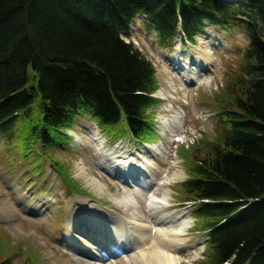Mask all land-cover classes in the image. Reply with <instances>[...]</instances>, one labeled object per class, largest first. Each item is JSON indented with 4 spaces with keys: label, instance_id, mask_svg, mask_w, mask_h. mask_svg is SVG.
I'll list each match as a JSON object with an SVG mask.
<instances>
[{
    "label": "trees",
    "instance_id": "trees-1",
    "mask_svg": "<svg viewBox=\"0 0 264 264\" xmlns=\"http://www.w3.org/2000/svg\"><path fill=\"white\" fill-rule=\"evenodd\" d=\"M140 14L169 45L181 32L194 42L206 22L245 29L241 92L219 110L222 141L187 156L181 201L208 232L202 264H264V0H0V131L23 122L55 148L85 111L100 126L124 120L140 141L155 135L156 69L123 35Z\"/></svg>",
    "mask_w": 264,
    "mask_h": 264
},
{
    "label": "rangeland",
    "instance_id": "rangeland-1",
    "mask_svg": "<svg viewBox=\"0 0 264 264\" xmlns=\"http://www.w3.org/2000/svg\"><path fill=\"white\" fill-rule=\"evenodd\" d=\"M123 35L127 41H133L156 69L158 88L154 96L158 101L147 111L155 135H147L144 144L129 135L124 120L116 125L100 126L85 111L76 116L65 130L67 136L55 148H45L37 137H29L23 122L17 123L14 130L0 131V261L6 264H79L73 254L86 256V252L92 253L97 246L86 233L67 232L68 207H79L81 196L97 200L112 212L123 215L126 211L116 201L125 195L136 196L139 212L145 221L151 220L146 191L100 165L102 157L92 139L93 130H98L99 136L106 141V149L118 145L131 153L138 149L144 158V161L137 158L141 169L158 180L167 168L173 170V161H179L186 178L169 185L171 208L181 209L191 216L190 241L199 250L196 260L187 259L183 264H202L207 260L208 232L199 228L193 202L181 201V185L189 177L187 156L194 153L203 156L222 141L225 129L219 110L222 104L230 103L232 92H241L248 36L240 26L223 27L206 22L204 31L193 43L180 35L169 45L141 14L129 33ZM178 54L183 63H194V59L199 63L211 58L212 66L201 71L211 79L210 86L199 88V82H193L190 73L185 75L177 71L175 57ZM182 109L188 111L189 116L181 125L175 128L171 124L164 131L161 117H171ZM155 143L161 147V154L145 151L148 144ZM183 148L188 152L182 151ZM80 165H85L91 177L100 179L102 189L91 183L90 176L78 174ZM41 199L48 201L43 207L48 211L46 215L28 208L29 203ZM50 203L51 209L48 208ZM79 227L86 225L83 223Z\"/></svg>",
    "mask_w": 264,
    "mask_h": 264
},
{
    "label": "bare ground",
    "instance_id": "bare-ground-1",
    "mask_svg": "<svg viewBox=\"0 0 264 264\" xmlns=\"http://www.w3.org/2000/svg\"><path fill=\"white\" fill-rule=\"evenodd\" d=\"M177 57H175L177 71L185 75L190 73L192 81L199 82V88L210 86L211 79L205 74L202 75L201 71L212 66L211 58L208 60L202 58L203 61L200 60L202 62L199 63H196L195 59L194 63L190 61L183 63L180 57ZM196 73L200 75L197 77L194 75ZM189 114L182 109L171 117L162 116L163 130H167L171 124L175 128L181 125ZM92 134V139L102 157L99 161L100 165L111 174L125 178L128 182H134L146 191L147 208L151 220L149 222L144 220V216L138 210L139 200L136 196L125 195L116 201L125 209L126 215L112 212L97 200L81 196L79 207L74 208L73 205L68 207L67 232L77 230L86 233L92 236L97 246L94 249L96 252L92 249V253H85L86 256L73 254L78 263L183 264L188 261L187 259L196 260L199 250L194 248L189 233L193 220L183 210L171 208L173 204L169 185L186 178V174L179 168V161H173L171 167L173 170L167 168L158 180L141 169L137 157L131 156L126 147L106 149V141L99 136V131L93 130ZM145 151L153 155L161 154V147L156 143L149 144ZM78 174L90 176L91 183L102 189L100 179L91 177L85 165L79 166ZM46 204L48 201L41 199L29 203L28 208L37 214L46 215L48 211L43 208ZM52 207L50 203L48 208ZM83 223L86 227H79Z\"/></svg>",
    "mask_w": 264,
    "mask_h": 264
},
{
    "label": "water",
    "instance_id": "water-1",
    "mask_svg": "<svg viewBox=\"0 0 264 264\" xmlns=\"http://www.w3.org/2000/svg\"><path fill=\"white\" fill-rule=\"evenodd\" d=\"M225 2H229V3H233V2H237L238 0H224Z\"/></svg>",
    "mask_w": 264,
    "mask_h": 264
}]
</instances>
